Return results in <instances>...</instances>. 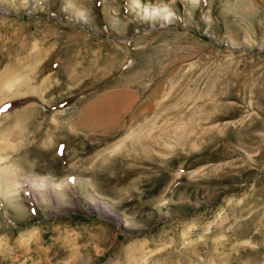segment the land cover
Masks as SVG:
<instances>
[{"label": "rangeland", "instance_id": "obj_1", "mask_svg": "<svg viewBox=\"0 0 264 264\" xmlns=\"http://www.w3.org/2000/svg\"><path fill=\"white\" fill-rule=\"evenodd\" d=\"M0 264H264V0H0Z\"/></svg>", "mask_w": 264, "mask_h": 264}, {"label": "bare ground", "instance_id": "obj_2", "mask_svg": "<svg viewBox=\"0 0 264 264\" xmlns=\"http://www.w3.org/2000/svg\"><path fill=\"white\" fill-rule=\"evenodd\" d=\"M156 12H162V10L161 9H155V10H148V13L149 14H151V15H153V14H155ZM102 100V99H101ZM43 183V182H42ZM51 190H53L54 188H56V186L58 185V184H56V183H53V182H48V183H45ZM59 185H61V184H59Z\"/></svg>", "mask_w": 264, "mask_h": 264}]
</instances>
